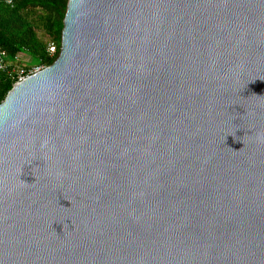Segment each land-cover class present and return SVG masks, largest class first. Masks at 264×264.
<instances>
[{"label":"water","instance_id":"obj_1","mask_svg":"<svg viewBox=\"0 0 264 264\" xmlns=\"http://www.w3.org/2000/svg\"><path fill=\"white\" fill-rule=\"evenodd\" d=\"M0 264H264V0H68L0 102Z\"/></svg>","mask_w":264,"mask_h":264},{"label":"trees","instance_id":"obj_2","mask_svg":"<svg viewBox=\"0 0 264 264\" xmlns=\"http://www.w3.org/2000/svg\"><path fill=\"white\" fill-rule=\"evenodd\" d=\"M0 0V51L6 54L10 67L21 66L20 56L30 64L50 66L58 56L63 18L68 0ZM52 42L57 51L47 52ZM18 57V60L15 58ZM24 67V66H22ZM15 83L13 74L0 73V102Z\"/></svg>","mask_w":264,"mask_h":264},{"label":"built area","instance_id":"obj_3","mask_svg":"<svg viewBox=\"0 0 264 264\" xmlns=\"http://www.w3.org/2000/svg\"><path fill=\"white\" fill-rule=\"evenodd\" d=\"M7 3H10V0H8ZM57 51L56 45L52 42H49L47 45V52L50 56H53ZM15 60H18V57L15 58ZM6 61V54L3 51H0V73L6 72L9 74H13L15 78V83H19L23 81L25 78L35 75L42 71L45 67L40 65H33L28 68L21 67V66H15L10 67V65L5 62Z\"/></svg>","mask_w":264,"mask_h":264},{"label":"crops","instance_id":"obj_4","mask_svg":"<svg viewBox=\"0 0 264 264\" xmlns=\"http://www.w3.org/2000/svg\"><path fill=\"white\" fill-rule=\"evenodd\" d=\"M19 60H21L22 62H24L25 64H30V58L29 57H26V56H20L19 57ZM23 65V64H19V65H21V67L22 66H24V67H26V66H28V65Z\"/></svg>","mask_w":264,"mask_h":264},{"label":"rangeland","instance_id":"obj_5","mask_svg":"<svg viewBox=\"0 0 264 264\" xmlns=\"http://www.w3.org/2000/svg\"><path fill=\"white\" fill-rule=\"evenodd\" d=\"M22 64L24 65L25 63H24V62H22Z\"/></svg>","mask_w":264,"mask_h":264}]
</instances>
